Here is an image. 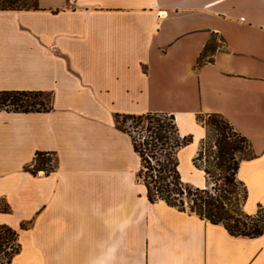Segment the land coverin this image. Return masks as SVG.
Wrapping results in <instances>:
<instances>
[{"label":"crops","instance_id":"obj_1","mask_svg":"<svg viewBox=\"0 0 264 264\" xmlns=\"http://www.w3.org/2000/svg\"><path fill=\"white\" fill-rule=\"evenodd\" d=\"M0 11V92H42L47 112L0 110V226L9 264H264L247 238L162 201L150 204L123 116H173L181 181L217 115L248 142L242 211L264 208V0H37ZM53 170L35 175L36 154ZM181 161V162H179Z\"/></svg>","mask_w":264,"mask_h":264},{"label":"trees","instance_id":"obj_2","mask_svg":"<svg viewBox=\"0 0 264 264\" xmlns=\"http://www.w3.org/2000/svg\"><path fill=\"white\" fill-rule=\"evenodd\" d=\"M23 0H1L0 11H20L37 9V0L30 6ZM44 97V99H43ZM51 109V96L42 92H0V110L15 113L47 112ZM139 126L142 137L136 140L131 133L118 126L126 133L132 143L134 152L140 158L141 169L137 174L145 187V197L150 204L162 201L181 212L187 203L188 212L212 224H221L232 236L255 238L264 230V222L253 216H248L242 210H237L232 202L235 194L231 188L235 180L239 162L250 156L248 142L237 134L231 125L217 115L208 116L206 125L217 132L215 151L212 160L217 161V169L223 172L222 188L207 189L193 188L181 181L178 171L177 152L181 147L192 141L191 136L180 137L173 116L165 114H145L140 116H123ZM247 145V153H243L242 144ZM203 157L200 151L194 162L197 165ZM205 175L212 179L210 172L201 165ZM54 164L49 154H36L34 165L29 169L35 175L42 171L50 173ZM229 176L232 179H229ZM219 189V190H217ZM218 191V192H217ZM245 200V192L243 201ZM264 209V208H263ZM6 211L5 207H0ZM260 223V224H259ZM17 233L7 226H0V264H9L13 255L19 251Z\"/></svg>","mask_w":264,"mask_h":264},{"label":"rangeland","instance_id":"obj_3","mask_svg":"<svg viewBox=\"0 0 264 264\" xmlns=\"http://www.w3.org/2000/svg\"><path fill=\"white\" fill-rule=\"evenodd\" d=\"M1 1V0H0ZM34 0H23L22 3L30 6ZM44 99V97H43ZM201 123L205 126L207 135L206 139L203 142V145L201 146V151L203 152V157L200 162L197 163V165H201L203 168L205 167L211 174L212 179L207 176V179L209 181V187L206 188L207 190L212 191V188H222V177L224 176L223 172H221L219 169H217V161L212 160L213 153L215 151V141L217 139V132L214 131V129L210 125H206L210 119L208 117H201ZM118 126L122 129H125L127 132L131 133L132 137H134L136 140L142 137V134H139L140 129L137 124H135L134 121H131L130 119H124V118H118L117 119ZM243 147V153H247V145L244 143L242 144ZM181 162V161H179ZM229 179H232L231 176H229ZM140 180V179H139ZM141 181V180H140ZM186 184V183H185ZM188 185V184H186ZM190 186V185H188ZM191 187V186H190ZM231 188L234 191V195L232 197V202L237 208V210H242V200L244 196V190L241 187L240 184L237 183L236 179L233 181ZM219 190V189H217ZM218 192V191H217ZM185 209L188 211L187 203L185 201ZM256 219L260 220V223L264 222V209H260L257 214L253 215ZM259 223V224H260Z\"/></svg>","mask_w":264,"mask_h":264}]
</instances>
